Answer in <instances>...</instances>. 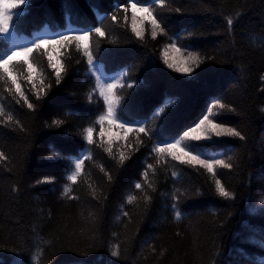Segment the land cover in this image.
I'll return each instance as SVG.
<instances>
[{"label":"trees","instance_id":"16d2710c","mask_svg":"<svg viewBox=\"0 0 264 264\" xmlns=\"http://www.w3.org/2000/svg\"><path fill=\"white\" fill-rule=\"evenodd\" d=\"M26 3L11 37L0 34V52L94 27L106 35L91 37L94 75L75 42L27 57L36 89L46 93L39 100L24 67L14 70L34 109L23 100L17 104L18 95L2 91L11 85L0 82V103L14 118L0 117L5 121L0 123V152L6 157L0 159V264H264V0H165L153 12L164 31L153 37L151 22L145 20L142 38L131 30V9L127 20L123 8L117 11L127 0ZM173 42L182 53L199 55L201 63L190 74L165 63L163 48ZM49 54L64 66L59 83L48 66ZM100 75L125 85L116 88L124 119L145 124L151 136L133 131L124 138L125 130L108 122L105 135H99L101 125L93 122L106 111L96 89ZM169 98L174 103L154 119ZM216 100L234 111L213 109L221 114L210 119L235 127L244 139L213 136L181 146L206 145L202 158H223L233 167H217L213 176L200 165L168 156L157 163L153 146L182 136ZM57 120L59 126L53 123ZM89 126L95 129L93 144L83 135ZM109 139L112 155L105 150ZM89 149L91 159L84 158L73 183L67 179L73 162ZM121 151L128 157L123 165ZM148 164L155 168L154 174L147 169L152 188L142 176ZM45 178L52 182L38 183ZM216 179L234 199L217 194ZM136 182L142 189L134 188ZM65 185L72 188L67 196L62 195ZM128 195L137 199L128 204ZM176 210L182 213L179 220ZM117 245L118 257L112 255Z\"/></svg>","mask_w":264,"mask_h":264},{"label":"snow or ice","instance_id":"6c2138e0","mask_svg":"<svg viewBox=\"0 0 264 264\" xmlns=\"http://www.w3.org/2000/svg\"><path fill=\"white\" fill-rule=\"evenodd\" d=\"M165 0H153V2L149 3L146 0H127V5H118L117 11L123 8L125 13L124 19L127 20V13L129 8L132 12V24L131 30L135 33L138 38H142L143 30L137 28V13H143L140 18V23L143 24L145 20H150L152 26V36L155 37L157 32H163L164 28L161 27V22L156 19L153 15V12L156 11V6L163 8ZM25 6V7H21ZM69 10L71 9V5L69 4ZM27 8L26 0H0V34H4L6 37H11L12 31L15 30L17 26V22L23 19V14L25 13ZM15 10V11H13ZM175 11L179 12L180 9H176ZM158 15L162 14L157 12ZM14 17L16 18L14 20ZM108 17H104L103 19H107ZM111 20L116 21L117 16L115 14L111 15ZM163 18V17H162ZM226 23L229 28H231L233 24L232 18H227ZM95 34L98 37H104L106 35L105 30L102 27H94L88 30H84L78 33L64 32L59 34L57 37L53 39H37L34 40L31 46H25L23 48H11L7 49L3 52H0V82H3L4 85H11L10 87H5L2 91H6L8 93L13 94L14 96L18 95L19 99L16 100V103L19 104L21 100H23L24 104L28 109H34V104L31 103L28 99V96L25 94L20 82L18 81L17 76L14 74V70L18 67L23 66L25 71L28 73L25 77L30 83H32V88L34 91V96L37 100L41 98V94L44 93L43 87L36 89V85L33 80L34 75V65L29 62L27 57L32 56L35 52L38 55L40 54L42 49H46L49 46L54 47L55 45L68 46L75 42V46L77 50L82 51L83 55L87 58V64L89 65V72L93 75L98 71L96 68V58L94 56V50L91 44V37ZM169 47L175 52H181V48L176 46V43L173 42L169 45ZM24 56L25 59L23 61L17 60L16 57ZM48 66L55 70L56 82L59 83L61 79V74L65 71L64 66L57 61L53 63L52 55L47 56ZM165 63L169 68L175 69L177 72L190 74L193 71V67L190 65H195L199 67L201 63V59L199 55L195 52L188 51L187 57H182V61L180 65L176 62H169L167 57V49L165 50ZM40 75V83L43 84V76L42 73ZM127 71L122 73V78L127 77ZM96 89L99 90V96L103 98V103L106 106V111L99 115L97 119L93 122L94 124L101 125V130L99 135L103 137L105 135L103 130V125L105 122H108L109 125H115L120 129H124V138L127 137L128 133L135 131L137 136L139 133H144L146 136H151L152 129L146 127L145 124L139 123L136 121L126 120L124 119V109L121 103V97L116 95V88L119 85L120 88H124L125 85L120 82V80L105 81L102 78V75L96 76ZM128 88L133 87V84L129 83L127 85ZM94 89V90H96ZM91 100V96H89ZM174 103L171 98L166 100L164 104L156 110L153 115V118H158L160 113L165 112V110L170 107ZM224 110L227 108L228 111H234L230 106L225 105L222 101L216 100L212 103V105L207 109V114L203 116L202 119L199 120L193 127H189L185 130L179 138L168 142L157 143L153 146L152 152L157 156V163L160 160L164 159V157H171L174 161H179L180 164H190V165H200L205 168L209 173L213 176H216V169L226 168L231 169L233 165L231 163H227L223 158H216L214 156L208 158H202L204 155L200 149L204 148L206 145L186 143L182 145L183 141H201L206 140L210 141L213 136L215 137H238L241 140L244 139V136L238 131L235 127L226 126L223 123H217L214 119H210V116H218L220 112H213V109ZM0 117H6V121H12L14 118L12 114L5 113V106L0 103ZM5 121H0V123H4ZM19 123V121H16ZM53 123L59 126L61 121H53ZM138 124V126H136ZM94 127L89 126L83 130L84 139L87 144H93L95 141L93 140V132ZM109 146L105 149L109 155H112V147H111V139L108 141ZM131 147V145H129ZM178 150V151H177ZM196 153V154H194ZM58 156V154H57ZM52 159L53 157H49ZM84 158L91 159V150L89 149L88 153L85 154V157L77 158L74 163V169L70 175H68L67 179L75 183L77 181V177L81 174L83 170ZM115 158V157H114ZM0 159H6L4 157V153L0 152ZM128 157L125 156L124 152L121 151L119 154V163L123 165L125 160ZM166 162V161H165ZM147 169H151L153 174L155 173V168L152 164L146 165V170L142 173L145 183H147L149 188H152L151 183L148 182V171ZM103 171V168H101ZM173 176H177V173L174 171L172 173ZM111 180V176L108 177ZM52 182L51 178H45L43 181H38V183H49ZM135 189H142V184L140 182H136L134 185ZM215 188L217 194L226 199H234V193L229 191L225 185L219 180H215ZM155 189H153L154 191ZM70 192H72V188L69 185H65L64 192L62 195L67 196ZM137 197L135 195H128L126 198V202L128 204L133 203ZM146 200H150L151 197L145 195ZM261 204H264V200L260 201ZM173 208H176V205H173ZM124 216H127L128 213L123 212ZM177 220L182 218V213L179 210L175 212ZM112 255L118 257L120 255L119 246H114V250L112 251Z\"/></svg>","mask_w":264,"mask_h":264},{"label":"rangeland","instance_id":"374dc122","mask_svg":"<svg viewBox=\"0 0 264 264\" xmlns=\"http://www.w3.org/2000/svg\"><path fill=\"white\" fill-rule=\"evenodd\" d=\"M143 15H139L137 16V28L141 29L142 28V24L139 22L140 21V18L142 17ZM167 49V57L169 59V62H176L178 65H180L181 61H182V57H187L186 54L182 53V52H175L173 51L170 47L168 46H164L163 48V56H164V59H165V50ZM191 67H193L194 65H190Z\"/></svg>","mask_w":264,"mask_h":264}]
</instances>
